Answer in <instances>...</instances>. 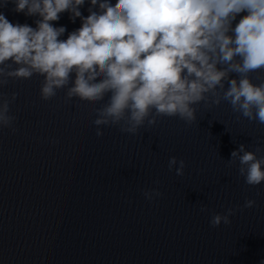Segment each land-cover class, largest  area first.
Here are the masks:
<instances>
[{"label": "clouds", "instance_id": "1", "mask_svg": "<svg viewBox=\"0 0 264 264\" xmlns=\"http://www.w3.org/2000/svg\"><path fill=\"white\" fill-rule=\"evenodd\" d=\"M12 2L15 12L39 18L34 28L0 13V77L42 75L41 97L48 100L74 73L68 97L104 102L93 121L97 136L103 135L100 126L115 125L135 135L145 122L151 126L163 116L191 125L197 118L195 105L222 100L239 114L237 120L242 116L264 124V76H257L258 83L251 77L253 72L264 74V0H90L86 17L80 11L85 0ZM64 12L73 22L80 18L81 27L60 39L67 29L52 22ZM6 61L20 67L6 71ZM8 111L4 100L0 123L5 126L13 119ZM259 151L240 144L228 161L239 162V175L251 186L264 182ZM185 166L183 159L169 158L168 169L175 168L177 176L184 175ZM142 194L149 201L163 195L158 189ZM255 203L249 199L243 207ZM235 211L213 214L211 226L230 224Z\"/></svg>", "mask_w": 264, "mask_h": 264}]
</instances>
